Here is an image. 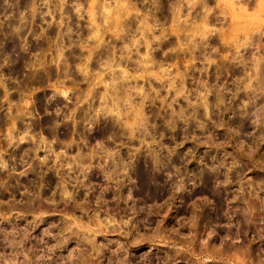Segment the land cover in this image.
Here are the masks:
<instances>
[{"label":"rangeland","instance_id":"374dc122","mask_svg":"<svg viewBox=\"0 0 264 264\" xmlns=\"http://www.w3.org/2000/svg\"><path fill=\"white\" fill-rule=\"evenodd\" d=\"M182 1L0 0V76L30 79L16 110L23 120V108L30 109L31 233L68 238L61 248L49 238L46 256L40 242L32 244L31 264H70L65 256L79 250L91 257L85 264H264V218L242 225L237 234L246 238L236 242L225 238L226 227L214 232L208 219L199 222L201 200L210 211L222 194L217 180L226 181L234 163L264 172V143L247 155L253 125L241 110L250 83L264 88V0ZM84 107L90 115L80 122L76 112ZM25 132L16 133L21 146ZM20 155L16 234L29 246ZM40 189L47 190L45 205Z\"/></svg>","mask_w":264,"mask_h":264},{"label":"flooded vegetation","instance_id":"af4514ba","mask_svg":"<svg viewBox=\"0 0 264 264\" xmlns=\"http://www.w3.org/2000/svg\"><path fill=\"white\" fill-rule=\"evenodd\" d=\"M8 25V22L6 23ZM1 29V28H0ZM16 70L14 64H12L9 67V71L13 73ZM3 78V82L7 83L8 87V104L1 105L0 104V132L2 130V134L0 133V148H7L6 153L8 154V159L10 161V165L12 167L13 171V180L15 182V168L16 164L19 163V158L21 157V153H23V160L27 164V176H26V197H27V204L26 209L28 213V226H29V235H28V242L30 250L33 249V245L35 242L41 243V249L43 250V254L46 256L47 250L50 249L48 240L49 238L55 241L56 244V237H48L45 233L44 234H32L31 233V227L33 224L32 221V208L33 206L37 205V202L33 197L32 194L35 193L32 188V176H31V153H32V147H31V140H30V129H31V120L29 115V107L23 108V116L24 119L21 120L20 114L17 115V98L19 97V93L23 92L24 94H30V79L27 76H16L15 73L11 75L6 76H0ZM2 87H0V99L2 98ZM77 115H79L78 120L80 122H85L86 118H89L90 112L85 107L80 108L76 112ZM84 117H83V115ZM86 116V117H85ZM87 120V119H86ZM59 123V121H57ZM56 132L58 135H63L64 131V125L55 126ZM27 130L28 136L26 139H24V144L21 146L19 142L16 140V133L17 131L21 130ZM4 132H7V135H4ZM7 137V138H5ZM6 139V140H5ZM65 139L57 138L55 140V145L59 144V142H63ZM11 144V147L9 146ZM72 146H76V143H71ZM91 145V141L89 139H83L82 140V146L86 147ZM84 153L87 151H83ZM227 173V172H225ZM236 177V178H235ZM238 177V178H237ZM230 181V182H227ZM217 182L221 186V188H217V190H222V194L219 195L218 192H216V196L213 197L214 205H211L212 208L210 211L206 208V202L204 200H201V207L199 212V222L202 226L208 219L211 223V225L214 227V232L221 231L222 225H225L223 223L224 220L228 223V218L225 215L227 212L230 211L229 205H231V212H232V223L233 224H240L241 226H249L253 221L264 218V207H263V201H264V172H256V171H246V170H234L231 173H227V180L224 181V178L218 179ZM56 183V182H55ZM203 185V184H202ZM223 185L227 186V189L223 187ZM36 191V189H35ZM46 191L45 189H40L38 193L41 195L40 199L41 202L45 205L46 202ZM201 193H203V188L200 189ZM123 192V191H122ZM142 189H136L133 188L131 190V193H141ZM125 193V192H124ZM235 195V196H234ZM233 196V197H231ZM239 197H243L244 199H238ZM200 197H204L201 195ZM250 198V199H249ZM34 199V200H33ZM223 199V201L220 202V200ZM227 202H224V201ZM245 200H247V204L245 203ZM252 202V203H251ZM42 203H40L42 205ZM251 205V208L254 210L251 213V222L245 223L244 222V216L242 212H237L236 209H243ZM244 206V207H243ZM209 207V206H208ZM221 214V215H220ZM220 215V216H219ZM18 223V221H17ZM44 229L46 230V221L44 219ZM42 228V226L40 227ZM216 229V230H215ZM223 230V229H222ZM228 233V235L220 236L215 235V237L219 240L220 238H227L229 241H240L242 239L246 238V235L240 234L237 231H241L237 228L232 229H225ZM223 230V231H225ZM246 230V229H245ZM53 244V243H51ZM56 248V247H55ZM44 256V258H45ZM42 264H48L46 260L43 261Z\"/></svg>","mask_w":264,"mask_h":264},{"label":"clouds","instance_id":"9594fccd","mask_svg":"<svg viewBox=\"0 0 264 264\" xmlns=\"http://www.w3.org/2000/svg\"><path fill=\"white\" fill-rule=\"evenodd\" d=\"M7 2L8 0H5V3ZM64 2H67V0H64ZM253 79H255V77H253ZM0 87H4L2 77H0ZM248 91H249V98L245 101L243 105H241V110L245 115L250 116L252 118L251 123L253 125V131L247 134L248 138L253 141L251 150L247 152V155L251 156L254 152L255 144L264 143V88L253 87L252 84L250 83ZM209 94L210 93H206L205 98ZM61 95L63 96L65 100L71 102L70 90L63 91ZM146 121H147V117H145V124H146ZM201 127H203V125H201ZM142 129H144V125H141V127L138 128L137 131H141ZM171 130L175 132L176 128L173 126ZM27 136H28V133L25 132L23 136L20 137V142H23L24 137H27ZM9 146L11 147V144ZM248 147L249 145L246 142L241 143L240 144L241 152H244V149ZM4 156H5V150L0 148V171L7 170L9 168V162L4 159ZM238 167H239V163L238 162L234 163L232 167L228 169V172L231 173ZM212 171H216V169L213 168ZM227 182H230V181H227ZM183 190H184V186H183V182L181 181V183L175 188V192L179 193V192H182ZM65 195L70 197L71 193H65ZM238 199H244V198L238 196ZM245 203L246 204L248 203L247 200H245ZM229 208H230V211L225 214L228 218V223L222 226L228 229H232L234 227L239 229L241 227L240 224L232 223L233 216L231 212V205H229ZM236 211L242 212L245 223L251 222V213L254 210L251 208L250 205L243 209H236ZM10 264H15V261L14 260L11 261Z\"/></svg>","mask_w":264,"mask_h":264},{"label":"built area","instance_id":"2783aa9c","mask_svg":"<svg viewBox=\"0 0 264 264\" xmlns=\"http://www.w3.org/2000/svg\"><path fill=\"white\" fill-rule=\"evenodd\" d=\"M14 187L9 164L7 170L0 171V264H10L13 260L15 264H31L25 234H16L19 219L15 218Z\"/></svg>","mask_w":264,"mask_h":264},{"label":"bare ground","instance_id":"6f19581e","mask_svg":"<svg viewBox=\"0 0 264 264\" xmlns=\"http://www.w3.org/2000/svg\"><path fill=\"white\" fill-rule=\"evenodd\" d=\"M169 1V0H168ZM181 1L182 0H178V3L180 4L181 3ZM183 2V1H182ZM189 2V1H188ZM177 3V4H178ZM191 3H193L194 5H195V3L194 2H191ZM176 4V3H175ZM192 4V5H193ZM170 7H171V4H170ZM175 7V6H174ZM178 7V6H177ZM181 7V6H180ZM174 9V8H173ZM233 9V8H232ZM176 10V11H175ZM175 16H176V14L178 15V10L175 8ZM169 11V10H168ZM235 11V10H234ZM241 11V10H240ZM171 12H172V10H171ZM180 14V13H179ZM171 17V16H170ZM179 17V16H178ZM201 20H202V22H204V24L206 23V16L205 15H203V17H201ZM195 26H197V25H195ZM203 26H205L206 27V25H203ZM194 27V26H193ZM204 27V28H205ZM203 28V27H202ZM195 30V29H194ZM193 30V31H194ZM196 31H198V29L196 30ZM195 32V31H194ZM195 33H197V32H195ZM110 58H112V57H110ZM114 58V57H113ZM110 60V62H112L111 61V59H109ZM109 60L107 61V62H109ZM116 86H117V84H116ZM120 86V85H119ZM117 88V87H116ZM115 89V88H114ZM117 90H118V88H117ZM113 91V90H112ZM116 91V90H115ZM114 92V91H113ZM112 92V93H113ZM116 93V92H115ZM104 96V95H103ZM106 97V96H105ZM104 97V98H105ZM108 97V96H107ZM106 97V98H107ZM120 98H122V97H120ZM83 115V114H82ZM83 117H84V115H83ZM86 117V116H85ZM117 165V163H113V166H116ZM142 177H143V174L141 175ZM145 176V175H144ZM212 176V175H211ZM207 176L205 175V173L204 174H202L201 175V178L205 181V178H206ZM213 177V176H212ZM210 178V177H209ZM236 178V177H235ZM238 178V177H237ZM145 180H146V178H145ZM208 180V179H207ZM235 196V195H234ZM231 197H233V196H231ZM250 199V198H249ZM252 203V202H251ZM251 206V205H250ZM244 207V206H243ZM221 215V214H220ZM219 215V216H220ZM67 227H70V226H67ZM66 227V228H67ZM71 228V227H70ZM69 230V229H68ZM73 230V229H72ZM88 230H90V228H88L87 229V231ZM216 230V229H215ZM76 232V231H75ZM86 233H88V232H86ZM86 237H88L89 238V236H87L86 235ZM85 237V238H86ZM92 237V236H91ZM91 237L89 238L90 239V242H88V243H90V245L89 246H91L90 248L91 249H93L95 252L98 250V251H101L100 250V248H102V247H98L96 244H95V242L93 241L94 240V238L93 239H91ZM63 238V239H62ZM81 240V239H80ZM79 241V240H78ZM68 242V238L67 237H61L60 239H58L57 240V242H56V244L58 245L57 246V248H61V245L63 246V244L64 243H67ZM81 242V241H80ZM124 246V245H123ZM64 248V247H63ZM87 256H89V255H87V253L86 252H82L81 250H79V251H77L76 252V254H72V252H70L69 254H68V256H65V260L66 259H68V260H70L69 261V263L70 264H85V262L87 261V259H91V257L89 258V257H87ZM60 257H61V255H60ZM86 257V258H85ZM61 259V258H60ZM62 259H64V256H62ZM117 259H119V258H117ZM121 260V259H120ZM67 261V260H66ZM59 262V261H58ZM62 262L64 263L65 261H63L62 260ZM62 263V264H63ZM68 263V262H67ZM88 263V262H87ZM57 264V263H56ZM59 264H60V262H59Z\"/></svg>","mask_w":264,"mask_h":264},{"label":"crops","instance_id":"0c3cea01","mask_svg":"<svg viewBox=\"0 0 264 264\" xmlns=\"http://www.w3.org/2000/svg\"><path fill=\"white\" fill-rule=\"evenodd\" d=\"M236 242V241H235Z\"/></svg>","mask_w":264,"mask_h":264}]
</instances>
